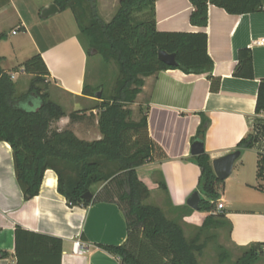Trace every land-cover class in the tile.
<instances>
[{
  "label": "crops",
  "instance_id": "crops-1",
  "mask_svg": "<svg viewBox=\"0 0 264 264\" xmlns=\"http://www.w3.org/2000/svg\"><path fill=\"white\" fill-rule=\"evenodd\" d=\"M43 3L40 8L32 0H0V33L5 34V38L0 40V66L11 74L13 81L19 76L31 78L32 75L21 69L14 72L13 69L39 53L49 72L47 79L58 91L81 100V104L98 101L95 95L82 94L83 85H88L85 81L88 57L78 31L65 26L62 19H56L61 11L42 18L41 9L53 0ZM192 10L189 0H156V29L204 31L207 53L213 62L212 75L220 79L219 89L211 91L206 73L166 69L143 77L144 84L133 104L143 107L148 134L166 155L165 159L146 164L157 172L158 181H164L166 190L158 188L157 181L150 187L141 180L149 188L155 186V191L164 192L165 203L161 207L168 217L180 222L184 232L185 227L194 229L195 232L187 237L199 232L209 214L221 212L231 225L229 243L246 249L252 243H264V200L251 193V190L263 193L255 180L259 154L264 155L259 140L264 137H260L254 147L243 149L234 161L231 174L219 189L218 201L223 203L221 210L215 208L212 213L194 210L186 201L196 189L200 174L199 166L191 159L195 156L191 154V144L202 118L209 119L207 130L200 139L211 167L214 159L233 152L242 137L253 133L257 119H264V112L255 114L258 82L264 78V43L258 42L264 38V10L230 14L210 4L205 27L190 23ZM52 17L54 21L49 24ZM242 48L251 49L252 79L233 76L238 51ZM81 104H74L72 111L93 118L95 115L97 125V109L83 112ZM67 118L57 120V126L70 128L83 140L101 138L99 128L79 131L83 128L80 123L85 121V116L75 122ZM247 151L256 154L254 180L246 177L241 168L242 156ZM16 226L59 238L60 264H121L119 259L97 246L125 242L127 225L119 206L111 201H98L87 207L69 205L57 191V175L52 169L45 170L39 193L24 199L14 173L12 149L9 143L0 141V250L7 253L6 257L0 258V264H33L31 252L25 249L34 250L35 239L28 234L21 235L18 240L20 255L17 256ZM204 231L207 230L202 233ZM76 242H79V247L75 246Z\"/></svg>",
  "mask_w": 264,
  "mask_h": 264
},
{
  "label": "trees",
  "instance_id": "trees-1",
  "mask_svg": "<svg viewBox=\"0 0 264 264\" xmlns=\"http://www.w3.org/2000/svg\"><path fill=\"white\" fill-rule=\"evenodd\" d=\"M156 0H119L109 21H104L96 9V0H53L59 11L70 9L79 29L86 35L83 44L87 56L99 54L106 62L116 65L118 76L109 95L102 85H83L84 96H94L101 89L98 103L82 111L98 110L97 125L101 138L83 140L70 129H52L51 123L62 117L70 122L84 118V113L66 111L49 98V72L39 53L29 57L19 67L32 75L28 88L18 92L11 74L0 66V141L12 149L14 173L24 199L39 193L45 170L57 175V191L71 206H89L98 201L115 202L127 225V237L120 245H97L115 256L121 264H199L198 257L206 246L201 240L203 230L231 225L219 212L209 214L199 232L187 237L176 218L168 217L156 205L146 203L150 195L147 185L139 178L137 169L166 158L159 145L149 136L147 117L131 119L130 105L135 102L144 84L143 77L160 70L180 69L185 73H206L210 89H219L220 79L212 75L213 62L207 53L204 31H159L155 26ZM193 6L190 23L207 25L208 6L215 5L230 14L264 10V0H189ZM142 15L140 19L137 16ZM5 38L0 33V40ZM159 50L175 53L177 66H169L157 57ZM2 57H0L1 63ZM233 76L252 79L253 65L250 48L238 51ZM81 111V112H82ZM264 112V78L258 82L255 114ZM209 124L202 118L194 140H201ZM201 137V139H200ZM264 137V119H257L253 133L242 137L233 151L252 148ZM199 166L197 187L201 195L199 211L213 212L219 199V180L206 153L191 157ZM257 177L264 179V155L259 154ZM158 187L166 190L163 180ZM101 186L100 189H97ZM263 190L262 187L257 186ZM89 191L91 199H84ZM193 191V192H194ZM35 240L31 252L33 264H60L61 240L49 235L15 228L16 253L21 235ZM264 243H252L234 264H254L263 252ZM7 253L0 250V258ZM53 258V259H52Z\"/></svg>",
  "mask_w": 264,
  "mask_h": 264
},
{
  "label": "rangeland",
  "instance_id": "rangeland-1",
  "mask_svg": "<svg viewBox=\"0 0 264 264\" xmlns=\"http://www.w3.org/2000/svg\"><path fill=\"white\" fill-rule=\"evenodd\" d=\"M34 4L42 6L46 0H32ZM119 0H96V9L99 16L104 21H109L114 15L117 4ZM56 19H62L64 25L72 26L75 30L78 31L79 37L81 38V42L87 46L88 41L86 35L79 29L76 20L70 9H66L61 11L58 15L55 16ZM142 19L143 16L140 14L137 16ZM49 24L54 21V17L50 18ZM47 23V22H46ZM88 57L87 62V77L86 83L88 85L96 86L102 85L104 87V94L109 95L115 86V82L118 76V70L114 63L109 62L106 63L99 54H91ZM31 78L27 76H19L16 78L15 82L17 85L18 92H24L30 82ZM50 83V82H49ZM47 91L49 93V98L54 102L58 103L66 113H69L73 110L74 104H81L79 99L67 95L63 92L58 91L52 83L49 84ZM98 103L97 100H90L89 102L82 103L83 107L85 106H93ZM81 104V105H82ZM132 110L131 119H136L143 114V107L139 108V105H130ZM98 115V110H96ZM69 121V118H67ZM70 125V124H68ZM79 131L85 132L90 130H95L98 128V125L95 123V115L94 118L85 115V121L81 120ZM69 127V126H67ZM52 129H62L60 126H57L56 121L51 123ZM70 129V128H65ZM63 130V129H62ZM87 131V132H88ZM259 147L264 148V139L260 138ZM255 152L247 151L244 156H242V164L241 168L244 170L245 176H250V179L254 180V165L253 161L255 158ZM238 167V166H237ZM138 176L140 179H143L150 187L153 186L155 181H158L159 175L149 165H144L137 170ZM254 182V181H253ZM155 184V183H154ZM255 184L263 188V193L256 192L255 190H251L252 194L258 197H262L264 200V179H260L257 177L255 180ZM147 185V184H146ZM148 187V186H147ZM149 188V187H148ZM155 186L153 188H149L150 195L146 200V203L159 206L161 209V205L164 202L165 194L161 190L155 191ZM159 188V187H158ZM163 210V209H162ZM164 211V210H163ZM194 229L191 227H185L186 236L192 235L194 233ZM207 236V237H206ZM206 238V246L202 252V254L198 257L199 264H234L236 259L243 254L245 248H236L229 243L228 237V227L225 223L217 228H212L210 230L204 231L201 236V240ZM254 264H264V254L259 257V259Z\"/></svg>",
  "mask_w": 264,
  "mask_h": 264
},
{
  "label": "water",
  "instance_id": "water-1",
  "mask_svg": "<svg viewBox=\"0 0 264 264\" xmlns=\"http://www.w3.org/2000/svg\"><path fill=\"white\" fill-rule=\"evenodd\" d=\"M57 12H59V7L53 2L47 4L41 9L40 16L42 18H47L56 14ZM157 57L161 62L165 63L166 65L174 67L178 65L175 53H168L166 51L159 50L157 52ZM94 95L95 97L99 98L101 96V89L97 90ZM203 152V142L199 139L194 140L191 144V154L200 155ZM239 155V151H233L223 156H220L212 161V168L214 174L219 180H225L231 174L234 161L238 158ZM91 197L92 194L89 191L83 194L84 199H91ZM200 199V193L198 191H194L187 198L186 203L190 208L197 210Z\"/></svg>",
  "mask_w": 264,
  "mask_h": 264
},
{
  "label": "built area",
  "instance_id": "built-area-1",
  "mask_svg": "<svg viewBox=\"0 0 264 264\" xmlns=\"http://www.w3.org/2000/svg\"><path fill=\"white\" fill-rule=\"evenodd\" d=\"M13 33H15V31H13ZM258 42H259L260 44H263V43H264V38L260 39ZM222 208H223V203L218 201V203H217V205H216V209H217V210H221ZM75 246H76V247H79V246H80L79 242H76V243H75Z\"/></svg>",
  "mask_w": 264,
  "mask_h": 264
}]
</instances>
